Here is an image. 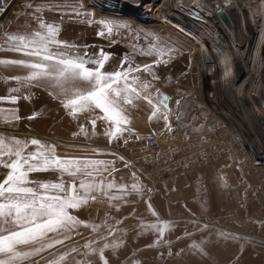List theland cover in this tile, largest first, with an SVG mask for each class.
Returning <instances> with one entry per match:
<instances>
[{"label":"crops","instance_id":"1","mask_svg":"<svg viewBox=\"0 0 264 264\" xmlns=\"http://www.w3.org/2000/svg\"><path fill=\"white\" fill-rule=\"evenodd\" d=\"M25 13L23 7L10 12L5 19L9 34L31 38L27 28L32 23L35 26L30 27V33L46 32V27L41 29V22L51 25L59 30L56 39L61 42L49 45L53 51L95 60L100 58L102 50L109 57L102 71L124 72L127 86L135 88L140 98L131 94L133 103L126 104L124 98L128 93L121 92L119 106L127 120L117 125L105 119L106 114L98 108L73 113L71 108L65 107L70 96L57 94V90L47 84L18 81L14 78L29 74L27 68L0 64V139L7 146L5 154L0 156V183L10 172L4 165L17 159L7 154V148L14 152L18 147L15 141L19 140L27 144L22 152L25 157L38 151L51 155L54 146L56 157L81 162L78 172L70 169L76 172L75 176L68 172L61 174L53 167L28 173L29 181L59 183L62 180L69 194L87 196L86 204L78 209L70 208L80 224L48 234L49 238L63 242L25 259L22 264H60L61 257H64L63 264H244L243 255L250 253L246 243L208 227L199 230L198 221H204L209 202L208 197H204L206 193L201 194V174L193 173L192 151L188 147L192 140L188 136L197 133L196 126L188 134L173 129L174 109L182 108L187 124L191 125L189 102L199 97L200 72L193 64L190 48L177 41L165 51L155 45L150 50L143 46H126L117 39L91 34L90 17L74 19L70 13L63 14L48 7L41 10L36 20L32 16L27 18L29 12ZM2 29L1 25L0 61L37 59L24 51L13 50L18 44L13 45L3 34L7 30ZM145 65L151 66V72L144 70ZM129 67L133 69L130 73L127 72ZM145 84L147 88L142 87ZM78 87L87 90L89 85L80 83ZM114 87L123 89L125 80H119ZM164 98H167L165 103ZM117 127L121 133L110 136ZM150 137L163 143L161 153L147 149L144 143ZM33 139L45 147L32 145ZM87 161L107 163L85 167ZM30 163L42 164L43 161L30 160ZM24 167L26 170L28 165ZM141 173H148L155 180L154 191ZM209 174L207 172L205 181L218 188V184L213 185L217 179ZM81 181L95 183L98 187L85 194L80 188ZM73 184L75 192H72ZM109 184L113 186L109 188ZM28 186L36 187L33 183ZM223 186L221 182L220 187L226 190ZM213 195L217 206L229 203L226 194L218 189L213 190ZM0 227L14 228L10 222L5 225L2 221ZM38 246L36 243L22 245L19 250L31 251Z\"/></svg>","mask_w":264,"mask_h":264},{"label":"rangeland","instance_id":"2","mask_svg":"<svg viewBox=\"0 0 264 264\" xmlns=\"http://www.w3.org/2000/svg\"><path fill=\"white\" fill-rule=\"evenodd\" d=\"M187 1L191 5V10L185 8L184 11L178 6L186 4L185 0H137L135 8L124 6L120 0H22L17 8L23 7L26 13L29 12L27 18L32 16L34 20L36 17L39 18L41 10L47 7L63 14L70 13L74 19H79V16L90 17L91 34L117 39L119 43L126 46L145 47L150 50L155 45L158 50L165 51L167 47L174 46L177 41L190 48L193 64L200 72L201 87H199L198 99L190 101L189 104L192 107L195 103H202L203 110L197 116L200 118L198 119L200 123L195 128L197 133L192 132L194 127L190 130L192 133L188 137L192 140L191 143L188 142V147L192 151L193 173L201 174V194L205 192L204 197H208L209 202L208 210L206 209L204 215V221L207 222L198 221L200 222L199 230L208 227L246 243V249L250 253L243 255L244 264H264V149L261 147L253 149L251 146L255 144L247 133H253L257 138H261L260 128L264 127V123L249 117L248 105L246 106L242 100L244 85L238 86L233 60L231 56L227 57L228 53L222 42L224 35L226 39L232 41L233 48L235 46L244 59L247 49L242 42L239 47L236 45L235 41L238 38L236 27L233 28L230 25L232 21L229 22L227 16H223L222 21H219L224 35L214 25L212 26L211 22H208L209 14L206 9L210 7L209 11H211L216 0ZM236 1L243 6L241 7L246 14L252 15L251 17L249 15L250 26L256 31L257 37L249 33V39L257 38L255 51L258 48L259 51L262 45L260 40L264 35V0H217V4L225 5V8H233L241 15V8L233 4ZM218 15H221L220 11ZM101 21H114L116 24H126L128 27H113L109 33ZM233 22L236 25L235 18ZM27 23H29L28 19ZM1 25L3 31L7 30L3 34H9L6 20H3ZM34 26L35 23L28 26V31L31 32ZM216 41L219 49L212 45ZM208 44L213 49H209ZM223 54L226 57L224 56L222 60ZM258 54L253 62L255 61V73L261 75L264 72L261 67L264 52L260 51ZM211 55L212 59H210ZM203 62H207L208 67L204 72L202 71ZM249 95L257 99V93L252 87L249 89ZM261 96L264 98L262 93ZM247 100L250 103L248 107L253 112L250 98ZM254 110L257 115L261 113L256 102H254ZM197 117L191 115L189 119ZM241 135L245 140L240 138ZM256 137L254 139L257 140ZM263 140L264 137L260 140L261 143H264ZM207 172L217 179L215 183L213 181V185L218 184V188L212 186V183L211 186L207 184L205 181ZM221 182L224 183L226 190L220 187ZM217 189L226 194L229 200L225 206H217L215 203L213 190L217 191Z\"/></svg>","mask_w":264,"mask_h":264},{"label":"snow or ice","instance_id":"3","mask_svg":"<svg viewBox=\"0 0 264 264\" xmlns=\"http://www.w3.org/2000/svg\"><path fill=\"white\" fill-rule=\"evenodd\" d=\"M39 11V9H37ZM108 32L111 33L113 27L126 28V24H116L114 21H101ZM41 29L47 28V31H36L32 33L31 38L26 35L5 34L6 38L17 45L13 48L16 51H24L26 55L36 57L34 61L13 60L0 61V64L21 65L29 70L25 77H15L16 80H25L37 85L47 84L57 90V94L69 97L65 107L71 108L73 113L91 108H98L106 115L105 119H111L117 125L122 120L126 121L124 110L119 106V97L121 92L128 93L124 98V103L132 104L131 94L140 98L135 88L127 86V80L124 72L105 73L102 71L104 63L109 59L101 50L99 59H85L82 57H72L66 52L53 51L49 45H59L61 42L56 39L58 29L51 25L40 24ZM103 35V33H101ZM88 64H95V68L87 67ZM139 71V69H136ZM144 70L151 72V66L145 65ZM133 69L129 67L127 72ZM125 80L123 89L114 87L119 80ZM138 79V78H134ZM80 83H87L89 88L82 90L78 87ZM147 88L148 85H142ZM11 91H17L12 89ZM146 99V97H144ZM167 99V98H164ZM13 102L15 98H12ZM163 102V101H162ZM151 104V101H148ZM156 111L153 112V116ZM167 119V117H165ZM121 133L120 127H117L114 133L109 135L115 137ZM32 145H38L41 148L39 140L33 139ZM18 146L13 152L12 148H7L9 156L15 155L16 160L4 166L10 169L7 178L0 183V221L5 225L9 222L14 226L13 229L0 227V264H22V262L38 255L46 248H51L55 244L62 243L58 239L48 237L49 233H59L62 230H70L81 222L69 214L68 209H78L87 203V196H77L69 194L63 181L59 183L36 182L27 179L28 173L33 171H48L55 167L61 171V174L68 172L75 176L78 172L79 160H62L54 154V146L51 149V155L45 151H38L25 157L22 155L23 149L27 144L16 140ZM23 144L22 147H19ZM6 145L3 139H0V156L5 154ZM122 159V158H121ZM30 160H42V164H32ZM105 161H87L84 166H95L106 164ZM25 165H28L25 170ZM75 168L76 172L71 171ZM91 175V173H88ZM33 183L36 187L28 186ZM113 185L109 184L111 188ZM95 183L80 182V188L85 194L96 190ZM101 189L103 185L99 186ZM135 187V186H134ZM72 192H75V185L72 186ZM64 193V195H60ZM95 199V197H92ZM18 228L19 230H14ZM36 243L39 246L31 251H20L19 246ZM64 257L60 258V264H63Z\"/></svg>","mask_w":264,"mask_h":264},{"label":"bare ground","instance_id":"4","mask_svg":"<svg viewBox=\"0 0 264 264\" xmlns=\"http://www.w3.org/2000/svg\"><path fill=\"white\" fill-rule=\"evenodd\" d=\"M185 1H186V4L179 5L178 8H180V10H182V11H184L183 9H185V8H186V10L187 9L188 10H191V5L189 4V2L187 0H185ZM233 4H234V6L236 5L235 7L239 6L241 8V12H242V13H240L241 15H239L237 12H235V10L233 8H225V5L217 4V0H216L215 1V4H213V8H211L212 9L211 11H209L210 10L209 9L210 7L206 9V10H208V14H209L207 16V18L209 19L208 22H211V25L212 26L214 25L222 33V35H224L223 32H222L223 29L220 26L219 21L220 20L222 21L223 16H225V17L227 16L229 22H230V20L232 21V23L230 22V25H232L233 28L236 27L235 29H236L238 38L236 39L235 42H236V45H238V47L240 46L239 45L240 42H242V45H244V48L247 49L245 59L237 52V49L235 48V46L233 48L232 41L231 40L229 41V39H226L225 35L223 37L224 40H222V42H224V48L226 50V53H228V55L226 54L227 57L228 56H231V58L233 60L234 73L237 74V76H238V77L236 76V78H238V79L237 80L235 79L237 81V83L239 84L238 86L241 87L242 85H244V91H243L242 100L244 101V104L246 106L247 105L250 106V103H248L249 100H247L248 98H250V102L252 103L251 107L253 108V112H251V110L247 106L249 117L252 120H254V121H256L255 119H258L260 122L264 123V98L261 96V93L264 96V72L261 73V75L256 74L255 73V67H254L255 66V61L253 62V60L257 58L258 52H260V51H263L264 52V35H263L262 40H260V43L262 44L260 50L258 51V49H259L258 48L255 51V46H256V43H257V38H256L257 35H256V31L254 29H252V27L250 26V17L252 15L246 14V12L244 11V8H242L243 6L241 5L242 6L241 7L239 5V1H236ZM218 11L221 12V15H218ZM212 13L214 15H216V16H214ZM255 13L256 14L258 13L257 10L255 11ZM249 15H250V17H249ZM263 15H264V8H263ZM228 16H230V17L233 16V17L232 18H229ZM234 18H235V21H237L236 25L233 22V19ZM241 22H242V25H241ZM263 31H264V28H263ZM249 33L252 34L253 37L256 35L255 39L252 37L251 40H250L249 39ZM258 43H259V40H258ZM206 45H207V43L205 44V46ZM212 45L214 47H218V49L220 48L219 47V44L217 43V41H216V43H212ZM208 48L209 49H213L212 46L209 45V44H208ZM222 56L223 57H221V59L223 60L225 55L223 54ZM211 57H212V55L210 56V59H212ZM207 58H209V57H207ZM262 60H263V64H262L261 67L264 70V55L262 56ZM206 63L203 62V64H202V67H203L202 68V71L203 72L208 69ZM212 67H214V66H212ZM251 87L253 88L254 92L257 93V99L256 98L254 99L253 96H250L249 95V89ZM233 89H235V88H233ZM238 90H239V88H238ZM251 94H252V92H251ZM236 100L238 102V96L237 95H236ZM254 102H256L258 104V106L260 107L261 113L259 115L255 114ZM238 116H239V113H238ZM242 119H243V117H242ZM244 120H246V118H244ZM242 124H243V121H242ZM255 124L256 123H254V125ZM245 129H246V132H247V128H245ZM263 132H264V127H262V126L260 128L261 138H257L255 136V134L247 132L248 135L251 136V137H249L250 140H252L253 143L255 144V145H252L251 146L253 149H256L258 147H261V148L264 149V147H263V144L264 143H261V141H260L264 137ZM254 137H256L257 140L254 139ZM240 138H242L243 140H245L242 135L240 136ZM249 145H251V144H249Z\"/></svg>","mask_w":264,"mask_h":264},{"label":"built area","instance_id":"5","mask_svg":"<svg viewBox=\"0 0 264 264\" xmlns=\"http://www.w3.org/2000/svg\"><path fill=\"white\" fill-rule=\"evenodd\" d=\"M22 0H0V26L7 18V16L10 14L11 11L17 8V5L19 2ZM203 110V104L202 103H195L191 108H190V114L192 116H199V112ZM199 117L194 118L192 120V124L188 125L187 120L184 114V111L182 108H176L173 111V129L178 133H185L188 134L190 130L197 126L200 123ZM145 146L147 149L152 152V153H161L164 149L163 143L158 140L156 137H150L145 140ZM177 155V153H175ZM142 177L149 183V186H151V189L154 191L155 189V180L151 177L150 174L148 173H141ZM152 197V195H151ZM69 214H73V210L69 209Z\"/></svg>","mask_w":264,"mask_h":264},{"label":"water","instance_id":"6","mask_svg":"<svg viewBox=\"0 0 264 264\" xmlns=\"http://www.w3.org/2000/svg\"><path fill=\"white\" fill-rule=\"evenodd\" d=\"M124 6L126 7H132L135 8L137 6V0H120ZM166 100L164 99L163 103H165Z\"/></svg>","mask_w":264,"mask_h":264}]
</instances>
